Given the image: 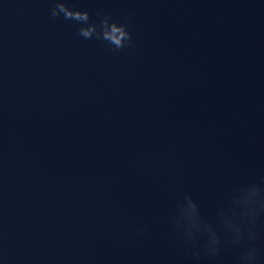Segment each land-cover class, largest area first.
<instances>
[{"label":"water","instance_id":"1","mask_svg":"<svg viewBox=\"0 0 264 264\" xmlns=\"http://www.w3.org/2000/svg\"><path fill=\"white\" fill-rule=\"evenodd\" d=\"M49 3L0 0V258L192 264L176 200L214 223L264 178V0H78L131 13L117 52ZM215 264H235L232 246Z\"/></svg>","mask_w":264,"mask_h":264},{"label":"clouds","instance_id":"2","mask_svg":"<svg viewBox=\"0 0 264 264\" xmlns=\"http://www.w3.org/2000/svg\"><path fill=\"white\" fill-rule=\"evenodd\" d=\"M49 15L74 22L77 35L84 40H96L110 51L117 52L133 45V33L127 22L114 19L101 9L91 13L78 0H50ZM264 214V178L236 188L217 209L216 222L204 220L196 202L188 193L179 197L169 215V223L178 237L187 260L198 264L207 260L215 264L222 248L232 246L235 264H262L259 241L261 231L257 221ZM141 235L146 228L135 226ZM0 264L5 260L0 258Z\"/></svg>","mask_w":264,"mask_h":264}]
</instances>
